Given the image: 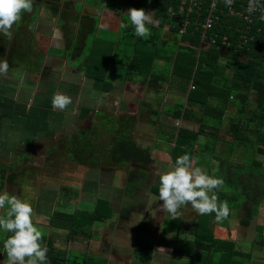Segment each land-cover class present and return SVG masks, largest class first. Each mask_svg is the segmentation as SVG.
Listing matches in <instances>:
<instances>
[{
  "label": "crops",
  "instance_id": "1",
  "mask_svg": "<svg viewBox=\"0 0 264 264\" xmlns=\"http://www.w3.org/2000/svg\"><path fill=\"white\" fill-rule=\"evenodd\" d=\"M32 4V13L21 14L22 28L19 32L22 34L21 39H17L18 41L15 43L12 38L10 43L3 41L4 44L0 45V59L7 60L9 65L8 72L0 75V159L9 162L11 156L15 155L14 159L17 161L12 160L11 164L16 165L29 158L28 152L43 151L48 156L53 149L69 150L72 139L75 137L77 145L75 147L79 156L85 154V159H83L86 161L83 164L86 165L84 168L86 166L99 169L97 164L103 165L106 162L104 167L112 166L110 169L107 168L112 170L119 164H115L111 160V150L116 143L131 139L137 146L151 149L152 164L131 162L139 166L145 177L144 179L142 176L134 178L133 175L128 183L132 184L141 179L153 184V180L147 175V173L150 175L147 168L154 166L155 162L163 164V156L169 158L172 167H174L169 153L170 147L172 148L174 143L169 137L177 129L186 128L184 127L185 123H192L188 120H176L170 117L172 108L182 106L183 109L192 110L194 114H199L200 108L189 104L186 92L184 93L174 81L167 84L162 79L155 81L152 79L151 82L141 83V78L129 76L127 73L128 62L129 56L133 53L134 40L126 37L127 32L124 33L120 28L122 22H127L130 25L127 18L128 11L119 13L113 9L115 7L122 9V5L113 4L107 0H32ZM37 8H39L38 12H36ZM147 12L154 16L153 9H149ZM161 37H169L165 29ZM87 69L91 72L93 70L104 72L106 83L111 86L110 90L101 92L94 89L93 80L85 75ZM154 70L160 73L166 68H161V62L155 61ZM56 94L71 97L72 103L64 110L53 109L52 99ZM164 111H167L168 114H164ZM163 121L174 124L168 131H164L166 127L163 125ZM106 122L107 124H105ZM177 123H182L183 126H177ZM142 126L156 128L154 134L156 141L153 139L154 148L142 145L135 140L134 137L140 133L139 129ZM113 129H116V132H113ZM158 134L161 136L158 137ZM222 142L225 143V141L219 140L215 146L214 157L216 158H218L215 155L218 144H222ZM226 147L224 145L225 151ZM165 149L167 156H165ZM155 152L157 153L153 156ZM199 153L197 150L196 155H200ZM206 157L210 156L206 155ZM194 159H192L193 166L196 165ZM213 161L215 160L212 158V163ZM1 162L0 160V166H3V162ZM71 162L78 163L74 160ZM90 165L95 166L91 167ZM20 168L21 165H16L13 170ZM101 169L102 167H100ZM153 176L154 181H159V176L157 178H155V174ZM93 179L96 183L92 191L89 192L95 198L94 200H98L103 197L100 195L99 177ZM112 183L114 184L115 181L113 180L110 185ZM110 185H106V190L108 187L110 191L112 190L113 186L110 187ZM9 188L12 189L8 186ZM128 188H125L120 196H130ZM95 190L98 193H93ZM150 191L153 193L152 189ZM155 196L158 195L155 193L151 198L154 203ZM94 200L93 204L96 202ZM107 201L110 203V199ZM93 204L90 210L87 208L76 210L90 212L94 207ZM32 207L34 208L32 217L34 225L43 223L47 226L50 216L46 217V214L49 210L51 211L49 206L47 213L36 209V205ZM53 207L56 211L57 206L53 205ZM69 207L73 209L71 204ZM110 207L112 208V205ZM58 208L63 212L71 213L68 211V206ZM113 213V217H115V212ZM126 213L124 212L123 216L127 215ZM231 214L232 212L230 216ZM42 216L45 220L40 223ZM229 219L230 217L225 219L224 226H222L224 229L227 227L226 221ZM150 225L152 226L151 223ZM141 226L143 228H138L140 231L137 235L136 231L138 230L133 232L132 245L124 244V248L130 256H132L135 239L142 237L140 234L156 241H159L161 235L163 236V234L157 233L156 237L151 235L155 232L154 227L156 226L149 228L147 225L146 227L149 229L144 228L142 223ZM142 229H146L147 232H141ZM215 229L213 232L219 233ZM188 231L189 228L187 230L178 228L181 236L187 234ZM233 231H230L231 235H233ZM44 232L46 231L44 230ZM170 235V240L176 236L171 233ZM243 235L246 234L243 233ZM43 236L45 235L43 234ZM163 238L167 240L166 235ZM79 239L82 238H77L76 242H79ZM242 240L245 241V238L243 237ZM108 245L114 250L112 255L100 257L106 261V264H110L111 259L116 260L117 248L123 246L122 243L115 244L114 240L110 241ZM252 252L254 257L252 259L250 255L249 264H264L262 257L264 252H257H262L258 255L260 261L255 260L256 252ZM64 253L70 254L72 251ZM1 255L0 262L8 261L7 255ZM172 255L170 248L155 244L151 264H163V261L171 259ZM121 256L124 254L121 253Z\"/></svg>",
  "mask_w": 264,
  "mask_h": 264
},
{
  "label": "trees",
  "instance_id": "2",
  "mask_svg": "<svg viewBox=\"0 0 264 264\" xmlns=\"http://www.w3.org/2000/svg\"><path fill=\"white\" fill-rule=\"evenodd\" d=\"M107 1L122 5V9L113 8L119 13H124L130 8H143L146 12L153 9V18L158 20L159 24L151 27L152 36L149 39L135 37L131 25L123 29L124 33L127 32L126 37L134 40L127 73L129 76L132 74L136 78H141V83L151 82L152 79L154 81L162 79L169 84L174 81L184 93L186 92L189 104L200 108L199 114H194L190 109H183L182 106L172 108L170 117L176 120H188L197 125L195 130L179 128L169 137L174 143L169 150L172 163L175 165L177 157L185 153L190 155L191 160L195 158L194 163L200 166L204 161L207 165L208 162L212 163V158L217 160L219 166L213 174L214 177L224 181L222 189L216 190L218 201H227L230 211H239L241 218L238 224L242 227H249L258 214L259 205L264 206V166L257 159V156L264 157V19L261 15L257 18L255 27L259 28L260 32L257 42L251 47L241 50L229 48L226 52L209 48L198 52V34L193 37L183 35L178 38V28L174 27V20L168 17V8L171 5L175 6L176 1ZM165 28V32L169 35L168 38L161 37V32ZM221 32L228 33V30ZM156 60L164 62L166 70L160 73L155 72L154 62ZM165 71H169L170 76ZM85 75L93 80L94 89L101 92L110 90L111 86L106 83L104 72H96V70L91 72L87 69ZM190 86L194 89H189ZM251 95L254 96L257 110L246 108ZM229 108L235 110L231 116L226 115ZM163 113L168 114L167 111ZM153 114L156 113L153 112ZM225 119L228 121L226 133L230 135V140L225 141L227 157L223 159L214 157V151L217 142L224 140L220 138L219 131ZM248 133L255 134L253 140L248 137ZM202 137L207 139L201 142ZM72 140L69 150H51L46 158L47 162L64 160L65 156L68 161L74 160L79 163L86 161L84 160L85 154L79 156L76 150V138L73 137ZM237 142H242L241 148L249 153L246 158L247 164L230 162ZM114 147L110 156L115 164L128 165L131 162L152 164L151 149H143L131 139L118 142ZM197 150L200 155H196ZM71 153L76 156L72 158ZM209 169L210 166H207L204 170ZM24 170L25 168L22 167L19 170L10 171L8 176L10 183L8 184L17 185L20 188L23 183L21 176ZM27 175L25 173V178ZM16 177H18L17 180ZM28 183L30 184L27 181ZM153 193L158 195L159 189L153 188ZM59 196L61 198H57V204L63 201L58 204L60 208H63L69 207L78 194L76 190L66 188L59 192ZM109 205L107 200L98 199L90 212L75 210L66 213L56 210L50 215L48 226L64 231L66 242H74L77 238L90 240L96 224L104 223L113 217L112 208ZM215 226H218V222L215 220L214 213L213 215H198L187 234L181 236L176 228L177 233L172 240L167 241L162 235L159 241L137 237L132 251V264H151L155 244L170 248L173 255L186 259V264H249L250 254L234 250L235 242L229 238H219L217 233L213 232ZM228 232L231 233L229 230ZM255 232L253 244L264 250L263 227L256 226ZM42 239L48 249L50 264H106L103 258L85 253H62L55 247L49 236H43ZM3 254L7 255L5 250L1 256Z\"/></svg>",
  "mask_w": 264,
  "mask_h": 264
},
{
  "label": "rangeland",
  "instance_id": "3",
  "mask_svg": "<svg viewBox=\"0 0 264 264\" xmlns=\"http://www.w3.org/2000/svg\"><path fill=\"white\" fill-rule=\"evenodd\" d=\"M38 10L39 8L36 9V12H38ZM21 28H22V24H20V21L16 25L13 26L14 35H12V38L15 41V43H17L18 41L17 39H21L20 36L22 34L19 33ZM162 33L163 32H161V34ZM32 37L33 35L31 36V39ZM12 38L8 39L7 37H0V45L4 44L5 42L10 43L12 41ZM15 43L13 42V45ZM157 61L159 60H156V62ZM160 62H161V68H166L164 62L162 61ZM155 67H156V64H155ZM165 73L169 74L170 76L169 71L168 72L165 71ZM130 76L132 78H136L132 74ZM246 108L247 110H257L258 109L253 95L249 97V101L247 103ZM234 113H235V110L233 108H229L226 115L231 116ZM158 123L160 124V122ZM163 123H164L163 125L166 127L164 131H168L170 129V126L174 124V123L172 124L171 122L169 123L167 121H163ZM105 124H107V122ZM176 125L183 126L182 123H177ZM184 127L196 129V125L194 123L193 124L185 123ZM227 128H228V121L227 119H225L222 125V130L219 131V136L220 138L224 139L223 141L230 140V135H227L226 133ZM155 130H156L155 127L151 128L149 126H142V128L139 129L140 133L136 134L134 138L140 144L152 148L153 143H154L153 139L155 136L154 135ZM110 131L112 133V129H110ZM113 132H116V129H113ZM160 136L161 135L158 134V137ZM254 136H255L254 133H250V134L248 133V137L250 139L253 140ZM205 138L204 137L200 138V141L204 142ZM154 141L156 140L154 139ZM224 145L226 144L223 142L222 144L221 143L218 144V148L215 153V155L218 158L225 159V157H227L226 151L224 150ZM241 147H242V142H237L236 150L230 157V162H233L235 164H247L246 158L249 155V153L243 150ZM114 149L115 147L113 148V150ZM164 152H166V149L164 150ZM156 153L157 152H155L153 156H155ZM28 154H29L28 159L23 160L22 162H18V164H16L17 166L21 165V168L22 167L25 168L24 173L21 176V182L23 183L20 185V188H18L17 185L14 186L12 184H8L10 183L9 181L10 177H8L10 174V171H12L13 168H15L16 166V165L11 164L12 160H15L14 159L15 155L11 156V159H10L11 161L8 160L9 162H7L6 160L3 161L2 159H0L3 162V166H0V194L7 193L10 196H15L21 200L31 201L30 202L31 206L36 205V209L42 210L44 213H47L48 206L52 212L53 211L55 212V208L53 207V205L57 206L56 207L57 210H61L58 208L59 207L58 204H61L63 201L62 202L59 201V203L57 204L58 202L57 198H61L59 196V192L63 189L69 188L73 191L76 190L78 196L76 197L74 202L70 203L73 209L71 207H68L69 208L68 211L72 212L76 209H86V208L90 210L93 204V200L95 198L89 191H92L96 183L95 182L96 178L95 180L93 178L99 177V184L101 188L100 195L103 196L100 199H106V200L110 199V205H112V209H113L112 212H115V217H113L111 220H108L101 224H96L97 226H95L92 231L91 240L79 239L80 240L79 242H76V241L66 242L65 232L57 230V229H52L48 225L47 226L43 225V223L41 222H44L45 219L42 216V218L40 219L41 224L37 226L40 228V230H42L45 236L47 235L53 240L55 247L58 248L60 252L62 253L67 252V251L78 252V253L86 252L87 255L92 254V255L99 256V257H105V256H109V254L112 255V252L114 250L110 248L108 243L114 240L115 244L122 243L123 246L117 248L116 260L111 259L110 264H132L133 257L130 256L129 252L126 251V249L124 248V244L132 245L133 232L138 230L136 231V235H137V233L140 231V229L138 228H143L141 226V223L144 224V228L146 229L153 228L154 226H156L154 227L155 232L151 234L152 236L156 237L157 234H163V236L166 235L167 240H170L171 238L170 233L173 234V236H175L177 233L176 228H179L181 230L183 229L187 230V228H189L191 224L195 222L198 216V214L195 212V210L192 209L191 204L189 203V204L184 205L179 210L178 217L171 218L169 214L166 212V210L162 209L163 202L158 200V196H155L156 197L155 203H154V200L151 199L155 195V193L153 194L150 191V189H152V191H153L152 187L159 189V181L157 182L154 181L153 175L155 174V178H157L158 176L160 177L162 174H165L167 171L173 168L170 159L167 157L163 156V164H160V162H155L154 166H150V167L147 166L148 167L147 170L150 172V175L147 172L146 173L153 180L154 182L153 184H151L147 180H141L139 178H138L139 180H136L135 183L130 184L128 182L130 181L131 176L133 175H134V178H137L138 176H142L144 179L145 177L142 174V171L140 170L139 166L135 163L134 164L131 163L128 165H119V166L116 165L114 169L112 170H108L112 168V166H110V168H108L109 166L104 167L106 162L103 165L97 164L99 166V169L90 168L86 166L84 168V165L86 164H83V162L75 163V162L68 161L66 156L64 160H55L53 162H47V159H46L47 154L44 153L43 151L36 152V153L28 152ZM167 155L168 154L166 152L165 156ZM71 156L72 158H74L76 154L74 155V153H71ZM257 159H259L262 162V165L264 166V157L257 156ZM203 164H205L206 166H204ZM203 164L201 166H198V165L193 166L194 164L192 163V166L193 168L199 167L202 170L207 168V166H210V169L208 170L210 171V173L206 170L204 171H206L207 174H209L210 176L213 175L214 177L213 173L216 170V168L219 166V162L215 160L213 161V163L208 162V165H207V162L204 161ZM90 166L94 167L95 165L93 166L90 165ZM100 167H102L101 170H100ZM25 173L28 174L26 178H25ZM17 179L18 177H16V180ZM113 180L115 181V183L114 184L112 183V185H110V183L113 182ZM27 181L30 182V184L29 183L27 184ZM107 184L110 185V187L113 186L111 191L109 190V187L106 190ZM8 186L12 187V189L10 188L8 189ZM125 188L129 189L128 193L131 197L130 196H126V197L120 196V194H122ZM93 193H98V192L97 190H95ZM95 201L96 200H94V202ZM6 211H7V206L4 209H0V216H4ZM51 211L50 210L48 211V214H46V217H49L51 215L52 213ZM124 212H127L126 213L127 215L123 216ZM231 212L232 214L230 216V219L226 221L227 227H225V229L224 227H222L224 224L223 225L219 224L220 222H218V226L214 227L216 228L215 231L219 232L217 233V236L222 239L229 238L231 240H234V242H236L235 243L236 246L234 247V249L238 250L239 252L245 253V254L247 253L250 254L252 256V259L254 257V254L252 251H255L256 252L255 260L260 261L259 259L260 257L258 255L264 252V250L254 245L252 241L256 234L255 232L256 226L263 227V236H264V206L259 205V208L257 210L258 214L256 217H254V220L251 222L249 227H242L238 224L241 218V213L239 211L238 212L231 211ZM154 219H155V222H153ZM141 220L142 222L140 223ZM221 222L225 223V220ZM150 223L152 224V226L150 225ZM146 226L149 228H147ZM228 227L231 229H229ZM227 228L229 231L234 230L233 235H231L228 232ZM146 229H142L141 232L146 233L147 232ZM44 230L46 232H44ZM243 233H245L246 235H243ZM8 236H9V233L0 232V244H1L0 253L1 251L2 253H4L2 244L4 240L7 239ZM140 236L144 237L145 239H149V240L151 239L155 241V239L151 237H146L143 234H140ZM243 237L245 238V241L242 240ZM259 251H262V252L257 253ZM121 253H123L125 257L121 256ZM172 257L173 255L171 256V259L164 260L163 264H186L187 263L181 257H177V256L173 258ZM262 257L264 258V255ZM0 264H7V261L2 260ZM152 264H156V263H152Z\"/></svg>",
  "mask_w": 264,
  "mask_h": 264
},
{
  "label": "clouds",
  "instance_id": "4",
  "mask_svg": "<svg viewBox=\"0 0 264 264\" xmlns=\"http://www.w3.org/2000/svg\"><path fill=\"white\" fill-rule=\"evenodd\" d=\"M232 0H225L231 5ZM32 11V0H0V37L12 38L13 26L21 20L22 13ZM127 18L137 38L149 39L151 27L159 24L152 13L143 8H130ZM264 19V12L261 13ZM129 23L122 22L121 29ZM7 60L0 59V75L8 72ZM72 103L69 96L56 94L52 99L53 109L64 110ZM224 181L213 177L199 167L193 168L189 154L177 157L174 167L159 177L158 200L162 209L171 218L178 217L179 210L186 204L198 215L215 214L221 222L230 215L227 201H218L216 190L222 189ZM7 206L4 216H0V232L11 233L3 242L7 253V264H50L47 246L43 244V232L33 223V208L27 201L7 193L0 194V209Z\"/></svg>",
  "mask_w": 264,
  "mask_h": 264
},
{
  "label": "built area",
  "instance_id": "5",
  "mask_svg": "<svg viewBox=\"0 0 264 264\" xmlns=\"http://www.w3.org/2000/svg\"><path fill=\"white\" fill-rule=\"evenodd\" d=\"M173 1L176 5L169 6L168 17L178 28V38L198 34V52L209 48L220 52L229 48L241 50L257 42L260 29L255 23L264 12V0H232L230 6L225 0Z\"/></svg>",
  "mask_w": 264,
  "mask_h": 264
}]
</instances>
